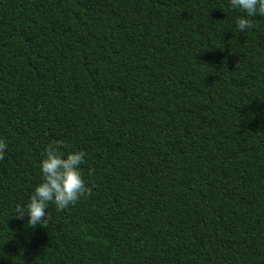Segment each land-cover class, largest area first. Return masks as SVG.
<instances>
[{
    "label": "trees",
    "instance_id": "1",
    "mask_svg": "<svg viewBox=\"0 0 264 264\" xmlns=\"http://www.w3.org/2000/svg\"><path fill=\"white\" fill-rule=\"evenodd\" d=\"M227 0H0V264H264V17ZM88 194L14 205L44 148Z\"/></svg>",
    "mask_w": 264,
    "mask_h": 264
},
{
    "label": "clouds",
    "instance_id": "2",
    "mask_svg": "<svg viewBox=\"0 0 264 264\" xmlns=\"http://www.w3.org/2000/svg\"><path fill=\"white\" fill-rule=\"evenodd\" d=\"M227 7L243 13L234 19L239 32L253 27L252 17H264V0H227ZM6 147L5 140L0 138V158H3ZM62 147L63 141L57 140L44 148L38 162L39 183L33 186L25 203L14 205V214L18 219L26 217L28 226H41L48 215L45 210L50 204L57 211L63 210L88 194L80 167L85 162V152H64Z\"/></svg>",
    "mask_w": 264,
    "mask_h": 264
}]
</instances>
